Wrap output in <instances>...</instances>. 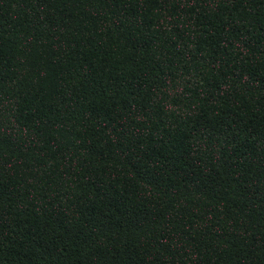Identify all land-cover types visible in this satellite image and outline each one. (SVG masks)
<instances>
[{"label":"trees","instance_id":"obj_1","mask_svg":"<svg viewBox=\"0 0 264 264\" xmlns=\"http://www.w3.org/2000/svg\"><path fill=\"white\" fill-rule=\"evenodd\" d=\"M0 264H264V0H0Z\"/></svg>","mask_w":264,"mask_h":264}]
</instances>
